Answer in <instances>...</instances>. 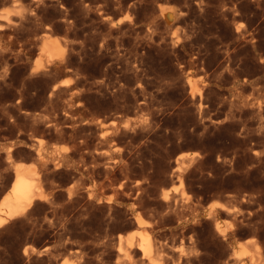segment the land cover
I'll return each mask as SVG.
<instances>
[{
  "label": "rangeland",
  "instance_id": "rangeland-1",
  "mask_svg": "<svg viewBox=\"0 0 264 264\" xmlns=\"http://www.w3.org/2000/svg\"><path fill=\"white\" fill-rule=\"evenodd\" d=\"M21 162L0 264H264V0H0V200Z\"/></svg>",
  "mask_w": 264,
  "mask_h": 264
},
{
  "label": "bare ground",
  "instance_id": "bare-ground-1",
  "mask_svg": "<svg viewBox=\"0 0 264 264\" xmlns=\"http://www.w3.org/2000/svg\"><path fill=\"white\" fill-rule=\"evenodd\" d=\"M165 14L170 18L173 15V11L168 10ZM41 49L48 56L49 60L54 59L57 55L62 53L59 39L53 36H50L42 43ZM41 69H43V64L39 61L31 68L30 72H38L39 70L41 71ZM57 86L59 85H54L53 90L56 89ZM38 155L42 156L40 152H38ZM39 159L40 157L37 158V160ZM12 166L14 169L13 182L8 194L3 196L0 200V226L9 219L24 213L36 199H44L46 197L43 189L44 182L42 181V176L37 166L26 165L23 162L13 163ZM134 224L137 227L141 226L143 224L142 217H137ZM139 236L137 240L135 235L129 236L125 243L126 246L122 248L125 253V259L127 260L126 262H128L127 264H137V262L143 264H160L161 256L164 253L161 242L154 239L151 234L147 232L140 233ZM138 254L139 258H137ZM234 255L237 259H241L244 256L242 253H234ZM251 261L255 264H261L262 259L259 248L251 254Z\"/></svg>",
  "mask_w": 264,
  "mask_h": 264
}]
</instances>
